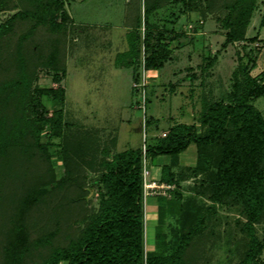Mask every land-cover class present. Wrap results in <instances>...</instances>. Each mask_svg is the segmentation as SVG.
<instances>
[{
    "label": "trees",
    "instance_id": "trees-1",
    "mask_svg": "<svg viewBox=\"0 0 264 264\" xmlns=\"http://www.w3.org/2000/svg\"><path fill=\"white\" fill-rule=\"evenodd\" d=\"M174 3L187 12L200 11L203 19L211 14L225 29L226 42L241 41L242 51H237L227 99L203 101L199 120L205 129L175 122L164 136H152L145 144L146 154L151 160L168 155L170 162L163 164L160 179L177 185L173 166L179 163V153L195 143V168H203L205 161L213 167L202 193L222 205H240L246 215L242 226L246 240L236 264H258L264 249L255 230L264 218V114L252 100L264 96V69L259 74L251 71L264 43L257 41V34L247 36L258 0H144L143 17L149 20L161 7ZM130 6L135 14L129 24L137 28L141 0ZM5 10L14 11L0 22V264H194L199 252L194 238H199L207 215L191 199L182 205L178 197H159L164 204L156 231L158 247L145 249L140 147L101 160L99 207L90 210L93 186L87 181L86 166L94 163L85 158L89 147L79 137L63 136L61 120L45 115L46 108L35 95L42 89L33 85L41 67L55 71L56 80V73L66 70L71 18L64 2L0 0V11ZM259 24L264 26V9ZM150 36V31L144 32L141 39L131 29L125 57L137 58L142 40L151 49L146 66L162 67L172 39L159 37L151 44ZM251 42L257 43L256 56L246 51ZM216 58L209 57L205 66H213ZM63 94V88L55 90L56 97ZM54 137L63 141L55 143ZM51 145L58 148L52 151ZM58 156L59 173L53 163ZM167 212L176 216L177 236L172 240L174 235L161 229Z\"/></svg>",
    "mask_w": 264,
    "mask_h": 264
},
{
    "label": "rangeland",
    "instance_id": "rangeland-1",
    "mask_svg": "<svg viewBox=\"0 0 264 264\" xmlns=\"http://www.w3.org/2000/svg\"><path fill=\"white\" fill-rule=\"evenodd\" d=\"M62 1L71 18L67 24L66 70L58 71L59 80H56L55 71L41 67L33 85L42 89L35 95L46 108L45 115L61 120L63 136L71 140L79 137L89 147L85 158L94 163L93 167L86 166L87 181L93 186L90 210L96 211L99 207L101 160L138 146L142 149V171L145 169L142 175L146 251L158 247L156 231L163 203L159 197H178L182 205L188 199L195 201L207 215L199 238H194L199 244L194 264L238 263L246 240L242 229L246 215L242 206L222 205L202 193L213 167L205 161L203 168H195V143L179 153L180 163L173 166L179 178L177 185L160 179L161 168L170 162V157L163 154L151 160L147 152L144 153L143 145H147L153 135L164 136L175 122L194 123L201 131L205 129L199 120L203 101L227 99L242 42H226L225 29L211 14L203 19L200 11L187 12L177 3L161 7L146 20L143 17L144 0H141L140 26L136 28L129 24L134 19L135 13L130 6L134 0ZM263 9L264 0H258L247 30V36L257 34L259 43H264V26L259 24ZM12 11H0V22ZM207 19L210 20L201 28L199 24ZM131 29L137 31L141 39L144 32L150 31L151 44L159 37L165 41L172 39L162 67L146 66L145 57L151 49L142 40L140 55L133 59L125 57ZM256 45V42L247 45L246 51L252 56L257 54ZM260 53L251 71L253 74L264 69V46ZM213 55H216V61L207 68V60ZM60 88L64 89L62 98L55 96V90ZM252 101L264 114V96ZM47 129L42 132L44 141L48 139ZM52 141L57 143L63 139L54 137ZM51 147L52 151L58 148L57 145ZM104 151L108 152L104 154ZM53 163L59 173L61 157H55ZM176 225V216L167 212L161 229L169 236L174 235L171 240L177 236ZM255 230L263 241L264 218L255 224ZM259 261L258 264H264V249Z\"/></svg>",
    "mask_w": 264,
    "mask_h": 264
},
{
    "label": "crops",
    "instance_id": "crops-1",
    "mask_svg": "<svg viewBox=\"0 0 264 264\" xmlns=\"http://www.w3.org/2000/svg\"><path fill=\"white\" fill-rule=\"evenodd\" d=\"M123 10H124V12H125V1H124V8H123ZM124 15V14H123ZM210 19H207V20H203L202 21V23L200 24V26H201V28H203L205 25H206V23H208V21H209ZM264 28V27H263ZM191 144V143H190ZM189 144V145H190ZM196 160H197V153H196ZM179 163H180V161H179ZM148 169L150 170V164L148 165Z\"/></svg>",
    "mask_w": 264,
    "mask_h": 264
},
{
    "label": "built area",
    "instance_id": "built-area-1",
    "mask_svg": "<svg viewBox=\"0 0 264 264\" xmlns=\"http://www.w3.org/2000/svg\"><path fill=\"white\" fill-rule=\"evenodd\" d=\"M141 84H143V83H141ZM143 151H144V153L146 152V146H145V144L143 145ZM144 161H145V159H144ZM143 170L145 171V169H143ZM144 171H143V174H144ZM154 184H156V181H154ZM149 186H153V185H150L149 184Z\"/></svg>",
    "mask_w": 264,
    "mask_h": 264
}]
</instances>
